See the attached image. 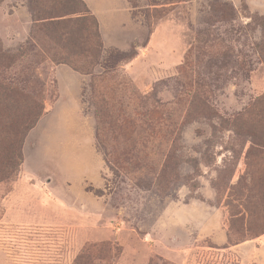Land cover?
Returning <instances> with one entry per match:
<instances>
[{"label": "rangeland", "instance_id": "1", "mask_svg": "<svg viewBox=\"0 0 264 264\" xmlns=\"http://www.w3.org/2000/svg\"><path fill=\"white\" fill-rule=\"evenodd\" d=\"M81 1L102 40L92 73L52 60L65 50L34 9L53 0H0L2 50H26L4 76L34 72L45 107L0 181V264H264V233L229 231L246 198L254 229L264 213V0ZM101 98L134 128L99 134Z\"/></svg>", "mask_w": 264, "mask_h": 264}, {"label": "trees", "instance_id": "2", "mask_svg": "<svg viewBox=\"0 0 264 264\" xmlns=\"http://www.w3.org/2000/svg\"><path fill=\"white\" fill-rule=\"evenodd\" d=\"M35 17L40 23L38 27L45 29L53 43L65 50V56L55 53L52 57L54 62H67L76 70L83 73H92L93 66L99 62L102 53V40L99 32L98 21L94 14L81 0H53L48 7L41 3L35 4ZM26 50L14 53L4 52L0 44V181L10 179L19 172L22 163L21 147L27 132L35 126L44 112V103L35 101L29 92V81H36L34 72L30 77L10 79L4 76V71L14 68L19 58L25 55ZM38 80V79H37ZM197 99L196 94L192 95V101ZM163 104L155 105L150 109L147 119L143 116L144 124L155 130L160 128L164 120L162 115ZM125 114V113H123ZM254 112L247 109L240 112L234 119V130H237L238 119L248 120ZM96 115L98 118V131L105 128H134L128 118L120 120L110 107V103L101 98L96 103ZM258 117L264 127V116L253 115L250 121ZM236 128V129H235ZM263 138V137H262ZM250 141L254 145L264 146V138L258 139L251 136ZM125 156L118 154L115 147H111L107 154V162L112 169H120L126 162ZM130 159V158H129ZM127 159V160H129ZM125 160V161H124ZM242 208L232 214L229 222V231L252 232L253 236L264 233V213L260 218V225L254 229V213L252 203L246 198L241 203ZM93 257H79L77 264H93ZM165 264V262H163Z\"/></svg>", "mask_w": 264, "mask_h": 264}]
</instances>
